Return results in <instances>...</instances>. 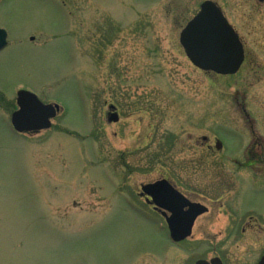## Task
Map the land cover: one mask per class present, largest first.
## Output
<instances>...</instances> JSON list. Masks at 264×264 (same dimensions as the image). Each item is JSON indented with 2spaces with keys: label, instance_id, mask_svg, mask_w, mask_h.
I'll list each match as a JSON object with an SVG mask.
<instances>
[{
  "label": "rangeland",
  "instance_id": "1",
  "mask_svg": "<svg viewBox=\"0 0 264 264\" xmlns=\"http://www.w3.org/2000/svg\"><path fill=\"white\" fill-rule=\"evenodd\" d=\"M203 1L0 0V264H258L264 231L230 214L264 210L241 169L261 165L246 151L264 138V4L216 0L246 52L224 76L179 41ZM21 84L60 105L50 129L11 130ZM163 176L211 208L179 244L137 194Z\"/></svg>",
  "mask_w": 264,
  "mask_h": 264
},
{
  "label": "water",
  "instance_id": "2",
  "mask_svg": "<svg viewBox=\"0 0 264 264\" xmlns=\"http://www.w3.org/2000/svg\"><path fill=\"white\" fill-rule=\"evenodd\" d=\"M7 31L0 27V51L7 46ZM180 43L187 57L197 68L221 75L235 74L244 61V46L221 9L211 0L204 1L199 12L180 33ZM19 109L12 114V124L18 132L49 129L60 109L57 104H44L33 93L18 92ZM111 110L115 107L111 106ZM108 120L117 122L119 115L112 112ZM216 147L222 148L220 141ZM144 193L153 197V202L172 212L167 223L174 242H180L192 234L198 216L208 211L201 203H193L176 190L166 179L142 187ZM185 207H189L184 211ZM195 264H223L219 257L200 259ZM264 264V256L259 261Z\"/></svg>",
  "mask_w": 264,
  "mask_h": 264
},
{
  "label": "flooded vegetation",
  "instance_id": "3",
  "mask_svg": "<svg viewBox=\"0 0 264 264\" xmlns=\"http://www.w3.org/2000/svg\"><path fill=\"white\" fill-rule=\"evenodd\" d=\"M214 2H216L219 6H220V8L223 10V12H224V14L226 15V17L228 18V15L226 14V12L224 11V9L222 8V6L216 1V0H213ZM258 2H259V4L260 5H262V4H264V0H258ZM228 20H229V18H228ZM230 21V20H229ZM231 23V22H230ZM242 39V38H241ZM22 86H20L19 88H17L15 91V94H16V105H17V93H18V91L19 90H22V89H24V90H29V91H31V92H33V93H35L34 91H32L31 90V88H29L28 86H25V85H23V84H21ZM16 86V85H15ZM15 88V87H14ZM116 106V105H114V104H112V103H108V111H107V117H109V115L112 113V112H118V109H117V106H116V109L115 110H110L109 108L111 107V106ZM17 109H18V105H17ZM16 109V110H17ZM16 110H14V111H16ZM14 111H12V113L14 112ZM12 113H11V115H12ZM119 113V112H118ZM120 115V114H119ZM10 120H11V117H10ZM11 125V124H10ZM11 130L13 131V132H16L15 130H14V128L12 127V125H11ZM17 133V132H16ZM18 134H20V133H18ZM20 135H23V134H20ZM256 138H257V143H256V145H257V147H258V150L256 151V152H252V151H249V150H247L246 151V155L248 156V158L250 157V155L252 156V155H256L257 157H258V159H259V162H261L260 164V166H256V167H253V166H250V163H248V165L247 166H245V167H242L241 169H251V170H253L254 172H255V174L256 175H258L259 176V178H261V187H259V188H256V187H253V189H261L262 188V186H264V138L263 137H260V136H256ZM202 140H203V142H209V140H208V138H202ZM216 140H217V138L215 139V142H216ZM210 146V145H209ZM162 178H166V179H168L171 183H172V185H174V187L176 188V189H178L180 192H182L186 197H188L192 202H200V203H202V204H205L207 207H208V209H209V211H208V213L210 212V210H211V208H210V206L206 203V202H204V200H201V199H199L198 198V196L196 195V196H192V195H190V194H187V193H185L184 191H182V189H180V188H178V186L171 180V179H169L168 177H162ZM161 179V178H160ZM156 181V180H155ZM154 182V181H153ZM148 183H152V182H148ZM148 183H145V184H148ZM144 184H141L140 185V190H139V192H137V194L139 195V198L147 205V207L151 210V211H153L154 213H156L157 215H159V217L161 218V221H162V223L163 224H165V227H166V229H167V233H168V235H169V232H168V226H167V222H166V217H165V215L163 214L164 212H165V214L167 215V216H170L171 215V212L169 211V210H166V209H156L155 208V205L154 204H152L151 202H152V197L150 196V195H148V194H143V192H142V189H141V187L143 186ZM125 200H127V199H125ZM131 200V199H130ZM132 201V200H131ZM220 201H218V200H216V201H212V203H214V204H216V205H218V203H219ZM130 203V202H129ZM132 203H133V201H132ZM223 208V203H220L219 204V207H218V210H221ZM241 209H243L242 211H245V213H247V214H245V215H234V214H230V216H234L235 218H236V220H237V222H242L243 220L245 221V223H247L246 224V226L245 227H242L241 228V232L242 233H246L247 231H255V229H257V230H261V231H264V227H263V225H262V219H263V217H264V210H261V211H255V209L253 208V207H242L241 206ZM184 210H188V207H185V209ZM230 210H232V208L230 207ZM136 211V210H135ZM134 211V212H135ZM254 214H257V215H260V217L261 218H258V216H255ZM144 215H145V213H144ZM201 216H203V215H201ZM201 216H199L197 219H196V221H195V225H196V223L199 221V219L201 218ZM243 220H242V219ZM245 219H247V220H245ZM261 219V220H260ZM157 224H159L160 225V223H159V221H157ZM195 225H194V227H193V233H192V236L194 235V229H195ZM163 228H164V226H163ZM237 228H238V226H236V224L234 225V226H232L231 227V230H230V234L231 235H233L235 232H236V230H237ZM160 229L162 230V227H161V225H160ZM264 255V252H263V254L261 255V257ZM214 257H219L221 260H222V262H223V264H225V262H224V260L220 257V256H214ZM261 257H260V259H261ZM259 259V260H260ZM259 262V261H258Z\"/></svg>",
  "mask_w": 264,
  "mask_h": 264
}]
</instances>
